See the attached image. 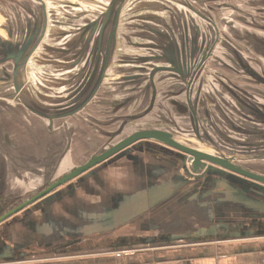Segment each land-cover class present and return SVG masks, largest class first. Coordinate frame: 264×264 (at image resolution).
Returning <instances> with one entry per match:
<instances>
[{"label": "crops", "instance_id": "0c3cea01", "mask_svg": "<svg viewBox=\"0 0 264 264\" xmlns=\"http://www.w3.org/2000/svg\"><path fill=\"white\" fill-rule=\"evenodd\" d=\"M227 1L228 0H222L223 4H226ZM128 2L129 0H126L124 4V8L129 5L127 9L125 8L126 11L131 10V4ZM184 2H187V0H180L175 3V8L179 11H183L184 7L182 6V3ZM196 2H198V0H196ZM230 3L225 8H219L220 10L213 7V10L221 12L228 6L233 5ZM184 5L186 6L185 3ZM124 8L121 18L125 11ZM156 8H160V10L164 8L165 10L162 9L161 12H157V15H162V17H165L166 20H168L167 16L164 15L165 13L168 15L167 8L162 6L161 3L157 4ZM141 9L145 10V6H142ZM151 14L156 15V13ZM98 15H96V17H98ZM52 20L53 17L49 14L45 23V30H47L45 35L49 34L48 37H50V39L54 40L57 38L59 39V43H63L68 38L77 41L80 39L88 42L90 37L89 33L85 34L83 38L81 35L80 38V34L76 33V27H74V24L73 27L69 29H66L63 26H57L59 29L50 28V24L56 22V20ZM235 21L237 23H234V21H231L230 19L222 22V25L228 30L226 33L228 35L230 33H237L239 35L241 34L243 39L248 38V36L243 33L244 29L249 31L246 29L249 28V26L246 25L245 20L240 17ZM121 25L120 21L119 27H121ZM82 26L83 25H81L80 28H82ZM126 26L127 23L125 22V29ZM195 26H197L198 29L197 23H195ZM249 29L253 30L251 27ZM261 30H263L260 31L262 36H259L260 34L257 31H253L249 33V37H261L264 39V29ZM120 32L121 31L119 30V33ZM97 35L98 30L95 32V36ZM128 35L130 34H127V36ZM122 36V39L125 41V36ZM212 37H216V35L213 36L212 34ZM129 40L131 41V39ZM202 40V35L200 33L198 41H200L201 44L212 42L211 40L208 41L207 38H205V43H202ZM218 41L215 44V48L218 46ZM225 42L229 45V38L226 40L224 36H222V43ZM59 43H52L51 45L54 47H49L48 51L46 50V53H41V56H36L39 46L33 49L27 60L20 64L17 72L14 71V63L12 61L3 62V64L0 65V193L18 195V197L21 198L23 196L35 194L40 190L39 188L47 186L64 174L70 172L75 167L85 164L87 154L84 152L85 146L83 138L81 137V131H86L87 125L85 124V121L87 119L84 121L81 120V122L80 120H77V118H90L91 115L95 120L112 119L116 112L130 111L138 102H144L145 95L141 94L138 99L131 97L129 100L131 101L130 105L125 107L122 105L119 106L124 98L120 99L121 96L110 95V93L108 94V90L104 88L101 91L99 90L101 95L95 94L84 107L76 112L77 114L74 116L70 114L63 115V113L54 114L50 112L48 108L50 102H42V100H46L44 97L51 94L49 89L54 92L57 90L54 85L50 88L49 83H52L53 80L56 79L54 74L60 71L58 68L63 69V67H59V61L57 60L59 54H61V49H57ZM233 44L235 45V42ZM221 48L223 52L226 51L225 47L221 46ZM255 48L259 49L257 45H255ZM259 51L260 57L264 62V50L260 48ZM1 52L3 53L2 50ZM210 54H215V51ZM1 55L0 58L3 59L5 54ZM54 55L56 56V59L54 58ZM42 56H46V58L44 57L43 59ZM124 58L122 60H124ZM256 59L261 61L259 58ZM42 61H44L45 64L44 62L42 63ZM33 62L38 70L33 71L38 75V81L35 82H33V76L31 75ZM38 62H40V64ZM221 63L223 65H217L211 62V65L213 68L216 67L215 69L221 72L220 75L224 77V79L230 80V78H233L236 80V83L233 82L236 87L238 86L250 94L254 92L253 90L257 86L248 84L242 78L237 77L235 72L231 71L230 66H235L236 62L232 59L229 49H227L225 59L223 58ZM250 63L253 65V67L249 65L252 70L261 75L262 73L257 70L258 68L254 66L253 62ZM78 64L79 62L77 61L72 66H69L70 68L68 67V69L73 70V68L78 67ZM191 69L193 70V68ZM197 69L198 67L195 68L190 75L189 80L192 81V84H197ZM110 75H115L118 79L124 78L122 75L120 76L116 73ZM168 76L171 75H165V77ZM158 77L160 76L155 78V81L157 82L152 88H150V91L153 90L151 91L152 95L150 97L152 98L156 96L157 98V100L154 99L156 107L147 116L154 114L159 99L164 100L161 104H164L165 106L162 108L160 104L161 119L165 120L166 112L168 111L173 112L175 115H188L184 112V106L186 105V100H183L184 96L174 98L173 95L175 94L170 92L176 91L177 86L167 89V91L162 93V89L166 90L167 87H164L158 82ZM41 79H43L44 83L49 84L42 86V88H47L44 90L46 92L45 96H41L42 94L38 93L39 89L42 90L39 88V85L41 86L39 83ZM182 79L186 81L185 78ZM219 82L220 81L216 80L215 84H212L211 89L208 90L213 102H219V99L225 94L227 96L230 94L226 89L230 88V84L227 83L225 87L220 89L217 84ZM105 85L109 86L107 84ZM202 89L203 88L201 87V93ZM235 91L240 93L239 90ZM262 91H264V88H261L260 92ZM37 93L39 96H37ZM201 93L199 91L200 95ZM193 94L194 92H192V94L190 93V101H192V111L195 113V115H192L195 117L198 106L197 100L193 98ZM166 96L167 99H165ZM64 97L67 99V96ZM228 98H230V96H228ZM187 99L189 98L187 97ZM259 103L264 106L263 102L260 101ZM170 105L175 112L169 110ZM58 109L61 110L63 107ZM178 110L180 112H178ZM227 116L231 117V114L228 113ZM48 117H52L53 121ZM231 119L237 125L240 124L238 116L234 115ZM243 132L246 133L244 130ZM235 133L240 135L237 131ZM236 138L239 140L237 136ZM94 140L99 142V145L101 144L100 138H97L96 135ZM94 155L96 154L91 155L87 160ZM120 160H117L116 158L115 160L110 159L102 164L109 163L106 165H112L113 162H118ZM140 160H143V158H140ZM121 167L122 170H119V166L115 170H112L111 175L108 178L110 186L113 188L114 192H120V195H118L119 197H114L111 194L101 196L99 191H102L103 187L97 189V196L89 195L90 193L85 190L84 186L86 182H82L86 180L87 176H79L77 179L80 181L79 185L72 186L70 183H67L50 194H55L50 201H48V199L45 200L44 198L39 202H36L30 208L33 209L30 216L36 221V224H32L22 219L12 227L11 234L13 233V236L11 235L9 241H6L2 236L0 237V264H264V232L251 235L238 234L231 237L216 236L210 238H205V235L203 234L201 240H197L198 242L192 240V236L189 237L198 230L207 229L208 227L214 228V225L217 222L215 221V215H218L221 210H216L215 207L210 206V204L212 202L214 205L215 200L213 199H215L219 193L222 194L223 192L210 193L203 196L202 200L200 199L201 203L199 204L198 209L204 211L206 216H203L205 215L204 213L199 215H201V218H204V220L205 218L210 220L209 216H212L211 223L209 222L207 225L192 227L190 225L189 217H178L173 210L166 211L168 213L167 215H169V220L165 221L162 213L159 212L163 210V208H165V210L169 207L172 208L173 206H170L169 204L173 205L174 202H179L180 198L187 194L191 187L188 190L182 189V191H184L182 194L170 196L172 187L176 184L168 180L170 179L169 175V178H166L163 182L153 186L152 190H148L146 187L147 181H150L149 177H142L141 175L140 177L137 176L135 174L136 169L133 173V167L127 163ZM172 168H163L158 172L162 175H165L166 173L170 174ZM181 176H183L182 172ZM141 178H145L147 181L144 182ZM185 178L188 179V182L184 180ZM181 180H183L181 181L183 184L197 183V179L194 180L190 176H184ZM141 184L146 187H143V189L134 196V192L130 191L136 188H141ZM192 186H194V184ZM158 189L163 194V197L161 198L162 205L159 209L151 212L150 210L153 209L151 205L155 204V202H151L149 198L156 192L155 190ZM240 191L239 194L244 197L243 199L248 200L251 198L252 195L249 193L247 194L242 190ZM193 192L195 191H192V193L190 192V195H192ZM225 193L228 192H224V194ZM182 199H185V197ZM183 201L184 200H181L180 203H183ZM197 201L198 199L196 202ZM105 204L108 206L106 207ZM203 204L207 207L201 208L200 206ZM71 208H73L72 212H69ZM45 213L47 214L46 217L44 216ZM228 214L232 215L231 213ZM248 214L252 218H257L254 217L255 214L253 210H249ZM156 215L157 217L154 219ZM163 215L166 218L167 215L164 213ZM228 218H223L219 222H227ZM70 220H76V222L71 224ZM63 225L65 227H63ZM157 229L168 234V237L171 238L169 240L164 239V241H162L163 239L152 241L156 239L152 232L157 233ZM65 233V236L67 237L90 235L85 238L84 241L90 239L93 240V242L99 241V239H103L104 237L108 238L109 242H114L115 245L102 248L101 245L98 247H92L85 244L84 247L90 248V250H86L82 253L77 250V252L71 254L52 253L50 255H30L19 258H14L9 254L8 257H6V245L12 247L9 250L14 249L15 244L19 248H22L23 243L20 244L19 242H25V239H28L29 236L36 239L39 238L40 240H48L52 238L51 236L55 235L52 242H59L65 238V236H59ZM138 242H141L139 244L143 246L147 245L148 247L142 246L140 248H132L128 250L118 249L125 244L135 247ZM150 242H152V245L156 244L154 242H163V244L161 246L150 247ZM4 243H6V245ZM170 243H174V245Z\"/></svg>", "mask_w": 264, "mask_h": 264}, {"label": "rangeland", "instance_id": "374dc122", "mask_svg": "<svg viewBox=\"0 0 264 264\" xmlns=\"http://www.w3.org/2000/svg\"><path fill=\"white\" fill-rule=\"evenodd\" d=\"M162 1L163 0H129L128 3L131 4V10L126 11L129 5L125 7L126 9L124 8L125 11L121 18L122 25L120 27L121 39H119L117 43L118 47L123 48V50L114 48L113 53H125V51L131 52L132 50L131 48L126 47V43L122 39V34L125 31V22H128L129 15L137 14L141 16L148 13L157 14V12H161V10L164 8L160 10V8H156L155 5L160 4ZM166 1L170 2L171 4L174 3V6L175 3H177V0ZM109 2L110 0H0V19L3 20V16H5L7 20L11 19L8 20L9 25L6 30L0 28V56L1 54H4L1 52V50L3 51V49L5 51L9 49L11 52L18 51L20 45L23 44L26 39H31V47L37 45V43L40 44L39 48L37 49L38 52L36 56H41V53L44 54L48 51V48L52 46V43H59V39L55 38L54 40H52L50 39V37H48L49 34L45 35L46 31L43 32L48 13L53 17V20H56V22L50 24V28L59 29L57 26H63L66 29H69L73 27V24L74 27L78 28L79 26L86 24L87 22L95 18V16L100 14V12H103L104 8H106ZM187 2L189 4L192 3L193 6H195L198 29L203 39L202 43L206 42L205 38H207L208 41H212L211 43L207 44H201V42L199 41V48L195 56V61H192V66H194L195 68L198 67L196 72L197 84L195 86L193 94V98L197 100L198 106H196V116L193 117L192 113H190V115H175L173 112L168 111L166 112L165 120L161 119L160 104L163 103L164 100L159 99L154 114L146 117L144 116V113L150 108L153 103V99L149 96V90L145 87L141 90L132 91L131 96L135 94L145 95L144 102H138L131 108L130 111H128L130 115L134 114L133 116L126 117V115L122 114L120 111L118 113L116 112V114L113 115L112 119L110 118L99 121L98 119L95 120L93 118H89L85 121V124L88 127L86 126L85 132L81 131V137L83 138V143L85 146L84 152L87 154V159L93 154L102 153L106 149L114 146L119 141L127 138L137 130L161 129L170 131L175 135L174 137L176 140L183 142L188 146H192L194 148L213 154L225 155L226 157L232 158V162L237 166L250 169L264 175V122L256 120L254 118V113L251 110H243L245 109V107L241 104L244 100V102H249L248 104L252 106H261L259 107V109L264 111V106L259 103L260 101L264 103V91L260 92L261 88H264V81L257 80V77L264 78V62L260 57L259 51L260 48L264 50V39H262L261 37H249V33L253 31H257L260 34L259 36H262V33L260 31H263L261 29H264V0H228L226 4H223L222 0H198V2H196V0H187ZM73 3L79 5H73ZM229 3L233 5L228 6L221 12L213 10V7L217 9L225 8ZM142 6H145V10L141 9ZM182 6L184 7V9L181 12L183 14L185 12H188V6L186 7L184 3H182ZM164 15L167 16L166 13ZM240 17L245 20V23L247 26H249V28H253V30L246 28L249 31H246L244 29V35L248 36V38L246 39H243L242 35H239L237 33H230L228 35L226 33L228 32L227 28L222 25V22L227 21L228 19L234 21V23H237L235 20H238ZM1 20L0 23H3V21ZM212 34L213 36L216 35V37H212ZM222 36H224L226 40L227 38H229V45L226 42L222 43ZM216 38L217 41L219 40L217 48H215V44L217 42ZM68 40V43L67 40L63 42L64 45H61L60 43L59 47L66 49V47L68 46L69 50L66 49L63 53L68 52L71 53V55L70 57H65L62 54H59L57 60L60 63H63L65 67L62 71L60 70V68H58L60 71L54 74V77H56V79H54L52 83H49L50 88H52V85H54L57 90H55L54 92L50 91L49 89V92L51 94L44 97V99L46 100H42V102H50L48 108L49 111L54 114L66 113L70 111L73 106L75 107V105L81 103V101L87 96V94L91 92V87L94 84V78L96 76V74L94 77L92 75V78L90 79L92 66L90 64L87 66L88 50L85 46V41L80 39L77 41L70 38H68ZM4 42L5 47H2L4 46ZM234 42L235 45L233 44ZM255 45H257L259 49H256ZM221 46L225 47L226 51L227 49H229L232 59L236 62L235 66H230L231 71L235 72L237 77L242 78L248 84L257 86L254 88V92L252 94L244 91V89L238 86L236 87V85L234 84L236 83V80H234L233 78H230V80L224 79V77L220 75L221 72L215 69L216 67H211V62L213 64L223 65L221 62L223 61V58L225 59L226 51L223 52ZM213 51H215V54H210ZM137 52L147 53L144 50ZM44 57L46 58V56ZM54 58L56 59L55 55ZM73 58L77 61L79 60V64L77 65L78 67L73 68V70L69 72L67 65L71 66L75 63V60H73ZM256 58L261 59V61L257 60ZM66 59L70 60V62L66 63ZM43 62L44 61H42V63ZM250 62H253L254 66L258 68L257 70L262 73H260L261 75L252 70L250 66L253 67V65ZM38 63L40 64V62ZM84 63H86V70L80 71ZM111 63L115 65L118 62L114 60V62ZM32 66L33 70L31 75L33 76V82H35L38 81V75H36V72L33 71L37 70V66L34 64V62ZM79 71L80 74L76 75ZM109 73H114V67H111ZM62 76L64 77L63 79H61ZM112 76L114 75H110V77ZM66 79L67 81H65ZM186 79L189 80V78ZM216 80L220 81L219 83H217L220 89L225 87L227 83L230 84V91H233H231V95H234L233 99H235V104H232L234 101L231 98H228L226 94L219 99V102L212 101L208 90L211 89L212 84H215ZM65 82L70 84L69 93H67V91L65 90L66 88H68L66 87L67 84ZM39 83L41 84V86L39 85V88H41L42 90L39 89L38 93L45 96L46 92L44 90L47 88H42V86L46 85L47 83H44L43 79H41ZM105 83L106 81L103 84V88H106ZM201 87L203 89L200 95L199 91H201ZM235 90H239L240 93ZM243 92H245L246 95L245 93L243 94ZM64 96H67V99H65ZM236 96L239 100L236 98ZM183 100H185L184 97ZM239 103L242 107L239 105ZM61 107H63V109L59 110L58 108ZM161 107L164 108V104H161ZM169 110H174L171 105L169 106ZM228 113L231 114V117L227 116ZM234 115L238 116V119L240 121L239 125L232 121L231 118ZM123 121L127 126L124 127L123 130H120L119 127L123 123ZM100 122H104L103 124H106V126H104ZM253 128H256V130H254ZM245 129L247 130L246 132L251 135L245 134L243 132V130ZM236 131L238 132V134H240L237 135L240 143L246 142L248 144V142H256L255 146L252 147L250 145H239L240 143L236 144V142L234 143L233 141L228 142L225 134H229L232 136V132L235 133ZM95 135L97 138H100V145L98 144L99 142H96L94 140ZM198 135L200 136V138H198ZM152 141L154 140L139 141L126 148L125 151L122 152L123 154L118 153L111 158L114 160L115 158L117 160L121 159L120 161L113 162L112 165H106L109 163L101 164L98 167L93 168L80 175L82 177L87 176L86 180L82 181L86 182L84 185L85 190L90 193L89 195L97 196V189L103 187L102 191H99V193H101V196L111 194L114 197H119L118 195H120V192H114L113 188H111L110 186L108 178L110 177L112 170H115L118 166L119 170H122L121 166L126 163L133 167V173L136 169L135 174L137 176H146L150 179V181H147L145 178H141V180H143L144 182L147 181V187L141 184V188H132L133 190H131L130 192H134V196L135 194H138L143 189V187L148 188V190H152L153 186H155L156 184L158 185V183L163 182L164 180H166V178H169V173L162 175L159 174L158 171L162 170L163 168L170 169L177 165L181 166L183 160L178 157L159 152L158 150L149 148L145 145H142V148L137 147V145L139 144H145ZM140 158H143V160H140ZM181 169L183 176L189 177L190 174L193 175V177L191 178H193L194 180L197 179V185L191 186L188 193L182 197H185V199L180 198L179 202H174L173 205L169 204L170 206H173L172 208H166L167 210L163 208V210H161L159 213H162L165 221H168L169 215H167L168 213L166 211L173 210L178 217H189L190 225L192 227L207 225V223L209 222L211 223V219L213 217L209 216L210 220H208L207 218H205V220L204 218H201V215L199 214L204 213L205 215L203 216L205 217L206 213L201 209H198L200 201L196 202L197 199L195 195H190L192 191H198L200 189L202 191V189H205L204 187L206 183H203V181L206 176L204 177V171H199L198 173L192 172V165L190 162H187L185 166L183 165ZM78 178L79 177L74 178L72 181H70V185H79L80 181L77 180ZM235 187L236 186L231 183V185L224 188L225 192L229 191L228 193H219L215 197V199H213L215 200V203L213 205L215 209L221 210L218 215H215V221H221L223 218L229 217L228 222L230 226H235L236 223H244V225L240 227L242 230L244 227H247L249 225L248 222L250 220H253V218L248 214L249 210H253L255 214L254 217H257L255 225L259 226L264 221V196L258 194V192L254 189H246L247 191H250L252 194L256 195V197L252 195L251 198L249 197L250 199L245 200L243 199L244 197L239 194L241 191L236 189ZM208 188L211 189L212 186H209ZM39 189H42V187ZM26 197L27 196H23L22 198ZM181 200H184L183 203H180ZM105 206L107 207L108 205L105 204ZM72 209L73 208H71L69 212H72ZM163 213L167 215L166 218ZM228 213H231L232 215H229ZM156 217L157 215L154 217V219H156ZM258 221L262 222L260 223ZM70 222L71 224H73L74 222H76V220H70ZM63 227L65 226L63 225ZM152 233L156 238H158L162 234H165L160 229H157V233ZM65 235L66 233L61 234L59 237H64ZM88 236H65V238L67 237L66 239L55 242V244L56 246L76 247L78 245H85V243H87V246L89 245L95 247L97 242L104 241V237L103 239H99V241L96 242H93V240L90 239L84 241V239ZM77 240H79L80 242H74ZM33 242L36 243L38 249H42L43 247H45L44 245L48 243L43 239L40 240L39 238L36 239L30 236L28 237V239H25V242L19 243H23L22 250L27 251L28 249H30L29 244ZM139 243L141 242H138V244ZM150 243V247L158 245L161 246L163 244V242H158L153 245L152 242ZM138 244H136L137 246L135 247L125 244L118 249L128 250L132 248H140L143 246L141 244ZM170 244L174 245V243ZM100 245L102 248H104L110 247L106 245L114 246L115 243L108 242L106 244ZM143 247L148 246L144 245ZM15 248L20 249L16 244ZM79 249H81V247H79L78 250ZM86 250H90V248L82 247V249L79 251H81L80 253H82ZM74 252L77 251L69 250L67 252H61L58 254H71Z\"/></svg>", "mask_w": 264, "mask_h": 264}, {"label": "flooded vegetation", "instance_id": "af4514ba", "mask_svg": "<svg viewBox=\"0 0 264 264\" xmlns=\"http://www.w3.org/2000/svg\"><path fill=\"white\" fill-rule=\"evenodd\" d=\"M179 1L180 0H177V2H179ZM184 3L186 4V6H188L189 10H188V12H185L183 14L181 11L177 10L175 8V6L173 4H171L170 2H168L166 0H163L161 2V5L165 6V8H167V10H168V15H167L168 20H166L165 17H162V15H157V14L155 15V14H149L148 13V14L141 15V16H139L137 14L129 15L128 22H127L128 26L126 27V29L122 35L125 36L126 46L128 48H131L132 50H131V52L125 51V53H118V54L113 53V56L110 57V59H109V64H108V67L106 68V70H103V63H104V57L103 56L101 57V61L99 62V64H97L96 67H92L90 79L92 78V75L94 77L96 74L94 80L96 82L99 81L98 84L96 85V87H98V88H97V91L95 94L101 95L100 91L102 89H104L103 84L106 81L107 83H105V84L109 85V86H106V88H105L108 90V94L110 93V95H117L119 97L121 96L120 99L124 98L120 102L119 106L122 105L125 107L127 105H130L131 101H129V100L131 99V97H135V99H138L141 96V94H135V95L131 96L132 91L141 90V89H144L145 87H146V89H148L150 91V88H152V86L157 82V81H155V78L157 76H160V77H158V82H160L164 87H167L166 90L162 89V93L167 91V89H171V88L177 86L176 91H170V92L175 94V95H173L174 98L175 97L179 98L181 96L186 97L185 98L186 105L184 106V109H185L184 112L188 115H190V113L193 114L192 106H191L192 101H190V93L192 94V92H194L196 83L192 84V81H190L186 78H190V75L192 74L193 70L195 69L194 66L192 67L191 63L193 60L195 61V56H196L198 48H199L198 39H199L200 32L198 31L197 26H195V23H197V20H196L197 15H196L195 6H193L192 3L191 4H189L188 2H184ZM122 12H123V9L120 13V21H121ZM48 15H49V13H48ZM95 18H97V17L95 16ZM2 19L3 20H1V21H3L4 24L1 22L0 28H2L3 30H6L8 28V25H9L8 20H11V19L7 20L5 16H3ZM94 20L95 19H93L92 21L90 20V22H93ZM120 21H119V23L117 25V29H116L117 39H116V42H114V46H115V48H118L119 50H123V48L118 47V45H117L118 40L121 38V34L119 33ZM84 26H85V24H83L82 27H84ZM75 29H76V33L80 34V38H81V35L83 38L84 36L82 33H84V31L83 30L81 31V28H75ZM44 31H47V30L44 29L43 32ZM127 34H130V35L127 36ZM129 39H131V41ZM31 42L32 41L30 39L27 40L26 48L24 50L25 53H22V56H20V59L18 61L19 63H16V57L19 56L18 51L11 52L9 49L7 51H5L3 49V53L5 55H4L3 59L0 58V65L6 61H12L14 63V71L17 72V69H18V67H20V64H22L25 60H27V58L31 55V52L33 51V47L35 49L39 46V43H37V45L31 47ZM68 42H69V40L67 39V43ZM89 43H90L89 41L88 42L86 41V47H88L90 49V45L88 46ZM3 44H4V46H2V47H5V42ZM61 45H64V44L61 43ZM51 47L53 48L54 46L52 45ZM29 48H31L32 51H28ZM57 49H61V54L63 56L70 57L71 53H68V52L63 53L66 49L69 50L68 46L66 47V49L60 48L58 46ZM141 50H144L147 53L137 52V51H141ZM90 55H91V50H88L87 66L90 64L89 59L91 61L92 56H93L92 55L90 57ZM85 56H86V54H85ZM110 56H111V53H110ZM124 57L126 59L122 60ZM145 58L150 59V60L146 63H142L141 59H145ZM172 58H174V61L177 63L178 67L182 71V76L179 75V73H177L176 71L175 72L174 71H169V72H166V71L160 72L159 71L155 75L151 76V71L153 68H157V66L158 67H160V66H163V67L167 66L168 67L169 64L166 62L168 60L173 61ZM43 59H44V57H43ZM73 60H75V59L73 58ZM114 60L116 62H118L115 65H113V63H111V62H114ZM154 61L160 62V63L154 64L153 63ZM69 62H70V60L66 59V63H69ZM75 62H77V60H75ZM58 65H59V67H63V68L65 67V65H63V63H60V62H58ZM67 66L69 67V65H67ZM111 67H114V73H116L117 75H120V76L122 75L124 78L118 79V77H116L115 75L110 78L109 70L111 69ZM211 67H212V65H211ZM173 68H175V67H173ZM191 68H193V70ZM60 70H63V69H60ZM82 70H86V63H84V65H82V68L80 71H82ZM102 70H103V73H102ZM68 71L71 72V70H69V69H68ZM80 71L76 75L80 74ZM16 72H15V74H16ZM99 73L101 74V76L99 75ZM166 74H170L171 76L165 77ZM63 78L64 77L62 76V79ZM182 78H185L186 81L183 80ZM65 81H67V79ZM65 83L67 84L66 87H68L65 90L67 91V93H69L70 84H68L67 82H65ZM135 87H137V88H135ZM106 93H107V91H106ZM200 93H201V91H200ZM151 95L152 94L150 91L149 96H151ZM37 96H39L38 93H37ZM41 96H43V95H41ZM187 97L189 99H187ZM152 99H153V103H152L151 107L148 110H146V112L144 113V116H147L156 107L155 106V100H157L156 96L152 97ZM165 99H167V96L165 97ZM177 107H178V105H177ZM173 111L175 112V110H173ZM178 112H180V111L178 110ZM121 113L126 115V117H131L134 115V114L130 115L128 113V111H126V112L121 111ZM65 114L66 113H63V115H65ZM75 114H77V113H73L70 115L74 116ZM262 117H263L262 115L258 114V117H256V119L260 120ZM48 118L51 121H53L52 117H48ZM90 118H93V117L90 115ZM86 119H89V118H82V117L77 118V120H80V121L81 120L84 121ZM101 124H103V123H101ZM103 125L106 126V124H103ZM126 126H127L126 123L123 121V123L120 125L119 129L123 130V128ZM98 129H100V128H98ZM254 130H256V129H254ZM137 131H139V130H137ZM167 132L171 133L170 131H167ZM171 134L173 135V137L175 136L173 133H171ZM142 141H145V140H142ZM154 141L147 142L145 144L144 143L139 144V145H137V147L142 148V145H145V146H148L149 148L158 150L159 152H163L165 154H169V155H172L174 157H178L182 160L185 159V156L182 153H179L177 151L170 152L167 150V149H169L168 146H166L165 144H163L159 141H157V142H154ZM181 143L185 144L183 142H181ZM255 143L256 142H248V144H247L246 142H241L239 145H250V146L254 147ZM236 144H238V143H236ZM185 145H187V144H185ZM99 154H101V153H99ZM96 155H98V154H96ZM113 156H111L109 159H111ZM109 159H107V161ZM88 161L89 160H87L85 163H87ZM107 161L105 160V162H107ZM93 168H91V169H93ZM181 170H182L181 166L177 165V166H174L172 168V170L170 171V174H169L170 179H168V180H170L172 183L176 184V185H174V187H172V192H171L170 196L182 194V193H184V191H182V189L188 190L193 184H194V186L197 185V183H195V182L189 183V184L181 183V181H183V180H181V178L184 177V176H181ZM218 178L219 179H215V180L210 181V182H209V179L204 178L203 183L204 182L206 183V185L204 187L205 189H202V191H201V189L198 191H195V192H193L192 195H195V197L201 203L203 196H206L207 194L215 193V192H223L224 193L225 192L224 188L231 185V183L224 182L223 178H220V177H218ZM72 180H70V181H72ZM69 182H67V183H69ZM178 182H179V184H178ZM67 183H65V184H67ZM65 184H63V185H65ZM48 185L44 186L38 192L47 188ZM63 185H61L60 187H62ZM234 185L236 186L235 188L238 190L243 189L242 188L243 186H241V183L240 184L237 183ZM209 186H212V188L209 189L208 188ZM60 187L54 189L50 193H47L46 195L42 196V198L39 199L38 201H35V202L25 206L24 208H22L21 210H19L15 214H13L12 216L8 217L6 220L0 222V237L2 236V238L4 237V239H6V241H9L11 238V235H13V233L11 234L12 227L22 219H24L25 221H28L32 224H36V221H34L30 216L31 212L33 211L30 208L36 202H39L40 200L49 196L52 192L56 191ZM37 193H35V194H37ZM35 194L29 195V196H27V198H21V197H18V195H9V194L0 193V216H2L4 214L10 212L11 210L17 208L18 206L22 205L25 201H27L28 199L33 197ZM249 194L256 196V195L251 194V193H249ZM161 205H162V203L159 206H157L156 208L151 209L150 211L153 212L154 210L159 209V207ZM205 206H200V207L203 208ZM210 206H213L212 202H211ZM44 216L46 217L47 214L45 213ZM256 219L257 218H253V220H250L248 222V224H249L247 226L248 228L244 227L242 229L243 231L241 230L240 227L243 226L244 223H236L235 226H232V225L230 226L228 221L221 223V222H219V220H217V222L214 225V228L208 227L207 229H204V231L199 235L195 234L196 232H194L192 235H190L191 234L190 233L189 237L192 236L191 239L198 242L201 240L203 234L205 235V238L206 237L207 238L216 237V236H218V237H228V236L231 237V236H236L238 234L239 235L240 234H245V235L246 234H249V235L259 234V233L264 232V221L263 222L261 221L262 223L260 221H258L261 224L259 226H257V225H255V223L257 221ZM38 223H40V222H38ZM51 237H52L51 239L45 240L48 243L45 244L44 245L45 247H43L42 249H38L36 243L33 242V243L29 244L30 249H28L27 251L26 250L23 251L22 250L23 247L20 249L14 248L13 250L12 249L8 250L9 254H11L12 257H14V258H19V257H24V256H30V255H50L52 253H55V254L61 253V252L63 253V252H67L69 250L77 251L79 247H81V249H82V247L84 248V244L78 245L76 247L75 246H72V247L56 246L55 242H52L55 235H53ZM170 238L171 237H168V234H162L161 236H159L158 238H156L152 241H158L161 239H163L162 241H164V239L169 240ZM64 239H66V238H64ZM79 240H80V238H79ZM74 242H80V241H74ZM108 242H109V239L104 238V241L97 242L96 246H99L100 244H106ZM154 243H158V242H154ZM85 244L87 245V243H85ZM107 246H112V245H107ZM81 249H79V250H81Z\"/></svg>", "mask_w": 264, "mask_h": 264}, {"label": "water", "instance_id": "95a60500", "mask_svg": "<svg viewBox=\"0 0 264 264\" xmlns=\"http://www.w3.org/2000/svg\"><path fill=\"white\" fill-rule=\"evenodd\" d=\"M125 2H126V0H110L108 5L106 6V8H104V11L101 12L97 18H95L96 20H94L93 22H90V21L87 22L85 24V26L81 28V31L82 30L84 31V33H82L83 36L87 33H89V35H90L89 40H88L90 42L88 44V46L90 45V49L88 47H86V48H87V50H91L90 57L93 55L91 61L89 59V63L92 67H96V65L99 64L102 56L104 57L103 70H106V68L108 67L109 59L113 54L112 50L115 48L114 42H116V39H117L116 29H117V25L120 21V13L125 6L124 5ZM73 5H78V4L73 3ZM44 29H45V26H44ZM97 30H98V35L95 36V32ZM27 40L28 39H26V41L23 44H21L20 48L18 49V52H19L18 55L19 56L16 57V63H19L18 61L20 59V56H22V53H25L24 50L26 48ZM85 46H86V42H85ZM33 49H34V47H33ZM28 51H32V49L29 48ZM110 53H111V56H110ZM172 59H173V61L168 60L166 62L169 64L168 67L167 66H164V67L163 66H160V67L157 66V68H153L151 71V76L155 75L159 71L160 72L161 71H166V72H169V71L175 72L176 71L177 73H179V75L182 76V71L178 67L177 63L174 61V58H172ZM149 60L150 59L145 58V59H141V62L146 63ZM153 63L155 64V63H160V62L154 61ZM173 67H175V68H173ZM103 70H102V73H103ZM99 75L101 76L100 73H99ZM98 82L99 81H97V82L94 81V84L91 87L92 88L91 92L89 94H87L86 98H84L81 101V103L75 105V107L73 106L70 111L66 112V114L76 113L79 109L84 107L85 104H87L89 102V100L95 95L97 88H98V87H96ZM226 89L231 94V91H232V90L230 91L231 88H229V89L226 88ZM230 94L228 96H230V98L234 101L232 104H235L236 103L235 99H233L234 95L232 96ZM236 98H237V96H236ZM240 103H239L240 106L242 104L245 107V109H243V110L249 109L254 113L255 119H256V117H258V114L262 115L263 117L260 119V121L262 120L261 122H264L263 121L264 120V114H263L264 111L259 109V106H252V105L248 104L249 102H247V103H246V101L244 102V100H243V103H241V104ZM193 115H195V113H193ZM256 120H259V119H256ZM253 129H256V128H253ZM244 131L246 132L247 130L245 129ZM245 134L251 135L248 132H246ZM225 136H226V139L228 142L233 141L234 143L235 142L240 143V141L236 138L237 134L234 132H232V136L229 134H225ZM198 138H200V136ZM142 140L159 141V142L165 144L166 146H168V148H169V149H167L168 151H170V152L177 151L179 153H182L185 156V159H183L181 166L183 167V165L185 166L187 162L188 163L190 162L192 165L191 171L195 172V173L196 172L198 173L199 171H202V172L204 171L203 172L204 177L206 176V178L209 179V182L213 181L215 179H219L218 177H220V178H223L224 182H229V183H233V184H237V183L240 184L241 183V186H243L242 190L244 191V193H247V194L251 193L250 191H247L246 189H254L258 192V194L264 196V175L259 174L255 171H252L250 169H246V168L237 166L235 163L232 162V158L226 157L225 155L206 153V152L200 151V150H198L192 146H187L185 144H182L180 141L176 140L171 133L167 132L166 130L142 129V130L136 131L133 134L129 135L127 138L116 143L114 146L108 148L107 150H105L101 154L92 156L87 163H85L79 167H75L74 169H72L67 174H64L63 176H61L57 180L53 181L52 183H50L48 185L47 188H45L44 190L35 194L33 197H31L30 199L25 201L22 205L18 206L17 208L11 210L10 212H8L6 214L0 216V222L6 220L8 217L12 216L13 214L18 212L19 210H21L25 206H27V205L35 202V201H38L39 199L42 198V196L46 195L47 193H50L51 191L60 187L61 185L69 182L70 180H72L74 178L79 177L80 175L91 170V168L105 162V160L107 161V159H109L111 156L116 155L118 153H122L129 146L135 144L136 142L142 141ZM203 169H205V170H203ZM237 176H239V177H237ZM190 177H193V175L190 174ZM237 178H240V179H237ZM184 180H186L188 182L187 178H185ZM155 191L156 192L149 198L151 200V202H153V201L155 202V204L151 205L152 208H155L156 206H158L162 203L161 198L163 197V194L160 192L159 189L155 190ZM54 196H55V194L47 196V198L45 197V200L48 199V201H50ZM259 197H261V196H259ZM203 231H204V229L198 230L195 234L199 235ZM243 235H245V234H243ZM246 235H249V234H246ZM148 239L151 240L150 238H148ZM142 243H146V242H142ZM4 244L6 245V243H4ZM5 247L7 248L6 257H8V255H9L8 250L12 247L7 246V245Z\"/></svg>", "mask_w": 264, "mask_h": 264}, {"label": "trees", "instance_id": "16d2710c", "mask_svg": "<svg viewBox=\"0 0 264 264\" xmlns=\"http://www.w3.org/2000/svg\"><path fill=\"white\" fill-rule=\"evenodd\" d=\"M257 80H259V81H264V78L257 77Z\"/></svg>", "mask_w": 264, "mask_h": 264}, {"label": "bare ground", "instance_id": "6f19581e", "mask_svg": "<svg viewBox=\"0 0 264 264\" xmlns=\"http://www.w3.org/2000/svg\"><path fill=\"white\" fill-rule=\"evenodd\" d=\"M197 149V148H196ZM198 150H200V149H198ZM200 151H203V150H200ZM203 152H206V151H203ZM206 153H209V152H206ZM210 154H213V153H210Z\"/></svg>", "mask_w": 264, "mask_h": 264}]
</instances>
